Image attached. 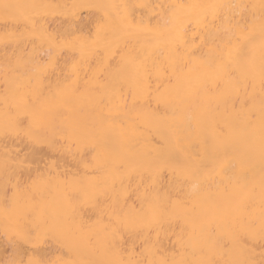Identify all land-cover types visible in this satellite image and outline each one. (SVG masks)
Wrapping results in <instances>:
<instances>
[{"label":"bare ground","instance_id":"bare-ground-1","mask_svg":"<svg viewBox=\"0 0 264 264\" xmlns=\"http://www.w3.org/2000/svg\"><path fill=\"white\" fill-rule=\"evenodd\" d=\"M0 264H264V0H0Z\"/></svg>","mask_w":264,"mask_h":264},{"label":"snow or ice","instance_id":"snow-or-ice-1","mask_svg":"<svg viewBox=\"0 0 264 264\" xmlns=\"http://www.w3.org/2000/svg\"><path fill=\"white\" fill-rule=\"evenodd\" d=\"M5 7H8V6H5Z\"/></svg>","mask_w":264,"mask_h":264}]
</instances>
